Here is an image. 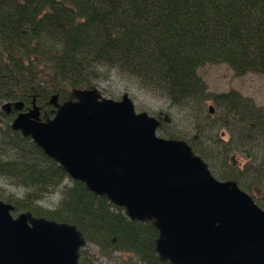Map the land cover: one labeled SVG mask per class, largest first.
<instances>
[{"label":"trees","instance_id":"trees-1","mask_svg":"<svg viewBox=\"0 0 264 264\" xmlns=\"http://www.w3.org/2000/svg\"><path fill=\"white\" fill-rule=\"evenodd\" d=\"M222 64L237 77L264 78V0H0V108L16 101L38 106L47 122L57 111L54 96L60 105L74 101L73 91L96 90L115 71L174 107L195 109L200 126L187 140L192 152L210 167L218 160V180L236 183L264 211V107L236 90L208 93L198 70ZM208 102L215 114L201 119ZM166 118L157 117L159 128ZM12 121L0 112V176L26 190L21 200L5 199L12 214L75 226L87 243L78 264H95L90 247L110 261L121 253L128 264H172L158 255L154 221L129 220L124 209L71 180L31 138L14 132ZM247 151L243 168L229 160ZM55 193V209L38 206Z\"/></svg>","mask_w":264,"mask_h":264},{"label":"water","instance_id":"water-1","mask_svg":"<svg viewBox=\"0 0 264 264\" xmlns=\"http://www.w3.org/2000/svg\"><path fill=\"white\" fill-rule=\"evenodd\" d=\"M73 98L60 105L54 96L57 111L47 122L39 107L25 113L21 101L6 102L1 112L16 114L12 130L31 138L71 180L124 209L129 220L154 221L162 259L264 264V211L251 196L217 181L188 144L156 135L157 119L136 114L128 97L101 100L96 90L78 89ZM13 210L0 201V264H78L87 243L75 226L29 213L14 218Z\"/></svg>","mask_w":264,"mask_h":264},{"label":"rangeland","instance_id":"rangeland-1","mask_svg":"<svg viewBox=\"0 0 264 264\" xmlns=\"http://www.w3.org/2000/svg\"><path fill=\"white\" fill-rule=\"evenodd\" d=\"M106 78L102 79L98 83L96 93L101 100H113L120 102L124 97H128L134 105V111L136 114L145 113L150 118L157 119L158 116H167L168 121L164 123L162 128L157 129L156 135L164 139L162 131L174 133L178 132L184 135L182 142L187 144V140L191 137H195L197 134V128L200 126V117H197L195 109H182L174 107L162 96L148 93L141 86L135 84L132 81H127L121 75H118L115 71L105 73ZM198 76L205 81L207 85V91L210 95H218L228 93L236 90L242 97L253 100L256 106L264 107V78L259 75L247 74L244 77H237L227 65H206L198 70ZM216 108V105L212 102H208L204 106V115L201 119H205L208 114L209 107ZM161 129V132H160ZM222 132V139L226 141L228 139V133ZM198 156V155H197ZM234 158V163L237 167L243 168L250 160L251 155L247 158L245 153L233 154L229 157ZM202 160V159H201ZM208 166V170L213 177L218 180V174L222 169L218 160H213V167H210L209 161L202 160ZM69 185V181L66 182ZM240 188V187H238ZM244 192L243 189L240 188ZM245 193V192H244ZM247 194V193H246ZM248 195V194H247ZM12 196L14 199L21 200L26 196V190L21 186L13 184L11 179L0 176V201L4 202L5 199ZM251 196L252 195H248ZM61 201V195L55 193L49 195L38 202V206L46 210L55 209ZM14 218L16 215L12 214ZM90 253L93 255L95 264H128L130 262L129 257L123 256L121 253H117L110 261L103 258L98 253L97 248L90 247ZM134 262H138L136 259Z\"/></svg>","mask_w":264,"mask_h":264},{"label":"flooded vegetation","instance_id":"flooded-vegetation-1","mask_svg":"<svg viewBox=\"0 0 264 264\" xmlns=\"http://www.w3.org/2000/svg\"><path fill=\"white\" fill-rule=\"evenodd\" d=\"M31 109H32V108H30V109L27 108V109H26V107H25L24 112L27 113V112L31 111ZM0 112H1V109H0ZM2 113H3V112H2ZM3 115H4V114H3ZM4 116H5V117H6V116H7V117H11V118H13V120H14V119L16 118L17 115H16V114H12V115H4Z\"/></svg>","mask_w":264,"mask_h":264}]
</instances>
